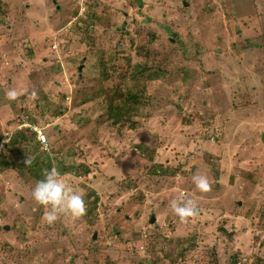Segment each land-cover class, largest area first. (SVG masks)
<instances>
[{
  "label": "rangeland",
  "instance_id": "rangeland-1",
  "mask_svg": "<svg viewBox=\"0 0 264 264\" xmlns=\"http://www.w3.org/2000/svg\"><path fill=\"white\" fill-rule=\"evenodd\" d=\"M0 21V264H264V0H0ZM33 127L39 170L12 140ZM48 164L83 217L43 219Z\"/></svg>",
  "mask_w": 264,
  "mask_h": 264
},
{
  "label": "clouds",
  "instance_id": "clouds-1",
  "mask_svg": "<svg viewBox=\"0 0 264 264\" xmlns=\"http://www.w3.org/2000/svg\"><path fill=\"white\" fill-rule=\"evenodd\" d=\"M6 95L9 99H15L14 91H9ZM30 162L27 160V163ZM43 175L44 179L36 183L31 195L38 205L44 207L43 219L47 224H54L62 216L80 218L86 214L84 194L64 182L55 167L45 169ZM192 180L198 191L206 193L211 190V184L206 175L196 174ZM171 207L181 222H188L189 219L198 215L197 206L191 199L173 201Z\"/></svg>",
  "mask_w": 264,
  "mask_h": 264
},
{
  "label": "trees",
  "instance_id": "trees-1",
  "mask_svg": "<svg viewBox=\"0 0 264 264\" xmlns=\"http://www.w3.org/2000/svg\"><path fill=\"white\" fill-rule=\"evenodd\" d=\"M0 23H3V21H0ZM114 66H113V71L115 72ZM115 86H119V85H115ZM115 89H116L117 92L120 91V89L117 88V87H115ZM114 90H113V92H114ZM138 97H139V95L136 94V93H127V95L125 97V101H130V100L137 101L139 99ZM120 108H122V107L121 106L120 107L116 106V107H111L110 110H111V112H116V110H119ZM62 111H63V109L61 108L60 110H58L56 112L57 113L59 112V114H62ZM117 114H119V113H117ZM13 134H14V137H13L12 140H13V142H14L17 150H19V153H22L23 154V150H25V151H28L29 153H31L32 154V157L33 156H36V154L39 152V149H38V146H36V144L38 143V141L36 139V136L37 135H35V133H32L33 134V137L30 138L29 135H28L27 130L14 129ZM0 139H1V135H0ZM14 139H15V141H14ZM32 140L34 142L33 144L31 143ZM28 142H29V145H27ZM5 147H6V145H4V148ZM8 147H9V145H7V148ZM43 154H44V158L41 159V160H43V162L45 164H47L48 161H49V159L46 160V157L48 158L49 157V154L46 153V152H44V151H43ZM39 158H40V155L34 157L31 160L30 163H27L26 162L27 163V166H25V167L26 168L27 167L28 168H31V166L34 165V166L38 167L37 169L39 170L42 167V165L39 164L40 163ZM13 164H14V162L4 161V160H2V158L0 159V165H5V166L13 167L14 166ZM47 166H48V169H51L50 168V164H48ZM233 262L236 264L237 263V258H234ZM244 264H248V263H244Z\"/></svg>",
  "mask_w": 264,
  "mask_h": 264
},
{
  "label": "built area",
  "instance_id": "built-area-1",
  "mask_svg": "<svg viewBox=\"0 0 264 264\" xmlns=\"http://www.w3.org/2000/svg\"><path fill=\"white\" fill-rule=\"evenodd\" d=\"M22 125H27V124L23 123ZM33 129L37 132V140L39 141V143L47 146L48 139H47V135L43 131V128L33 127Z\"/></svg>",
  "mask_w": 264,
  "mask_h": 264
},
{
  "label": "water",
  "instance_id": "water-1",
  "mask_svg": "<svg viewBox=\"0 0 264 264\" xmlns=\"http://www.w3.org/2000/svg\"><path fill=\"white\" fill-rule=\"evenodd\" d=\"M154 221H155V218L153 217V218H152V222H154Z\"/></svg>",
  "mask_w": 264,
  "mask_h": 264
}]
</instances>
